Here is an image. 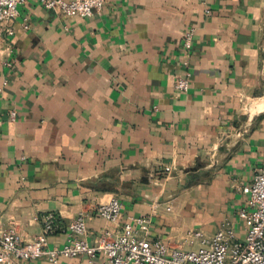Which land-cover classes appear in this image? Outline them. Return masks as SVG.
Wrapping results in <instances>:
<instances>
[{
    "label": "crops",
    "instance_id": "1",
    "mask_svg": "<svg viewBox=\"0 0 264 264\" xmlns=\"http://www.w3.org/2000/svg\"><path fill=\"white\" fill-rule=\"evenodd\" d=\"M12 26L0 35V231L34 238L53 212L64 228L87 214L90 241L144 215L148 238L172 246L226 222L244 238L243 188L264 169V0H111L90 17L26 0ZM114 197L119 223L97 212Z\"/></svg>",
    "mask_w": 264,
    "mask_h": 264
},
{
    "label": "built area",
    "instance_id": "2",
    "mask_svg": "<svg viewBox=\"0 0 264 264\" xmlns=\"http://www.w3.org/2000/svg\"><path fill=\"white\" fill-rule=\"evenodd\" d=\"M47 9L68 16L90 17L111 0H36ZM26 0H0V35L14 34L12 22L19 15V6ZM26 27H28L26 25ZM195 28H188L183 38L185 56L193 48ZM187 63V61H186ZM176 88H189V75L176 80ZM16 116V111H11ZM167 170H170L167 168ZM247 203L239 217L245 225L244 238L238 237L229 223H223L213 235L202 230L187 229L178 246L147 234L150 216H132L119 231L104 229L93 241L87 214L80 213L69 225L63 224L53 212L42 216V231L31 239L22 238L14 228L0 231V264H30L45 257L46 264H60L62 257L87 255L91 264H264V169L258 170L252 183L243 188ZM123 202L118 197L97 206L106 220L119 223L123 218ZM67 232V242L51 246L50 238L57 231Z\"/></svg>",
    "mask_w": 264,
    "mask_h": 264
}]
</instances>
